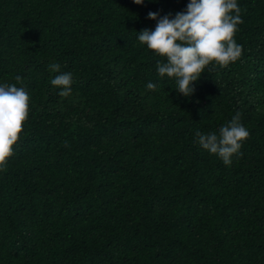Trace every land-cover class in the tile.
<instances>
[{
    "label": "trees",
    "instance_id": "16d2710c",
    "mask_svg": "<svg viewBox=\"0 0 264 264\" xmlns=\"http://www.w3.org/2000/svg\"><path fill=\"white\" fill-rule=\"evenodd\" d=\"M189 3L0 0V85L30 97L0 167V264H264V0H237L241 57L185 97L138 36ZM237 112L250 135L226 166L196 133Z\"/></svg>",
    "mask_w": 264,
    "mask_h": 264
},
{
    "label": "clouds",
    "instance_id": "9594fccd",
    "mask_svg": "<svg viewBox=\"0 0 264 264\" xmlns=\"http://www.w3.org/2000/svg\"><path fill=\"white\" fill-rule=\"evenodd\" d=\"M142 5L144 0H133ZM149 18L157 20L156 13ZM243 23L237 0H190L186 12L177 13L175 18L159 19L154 31L144 30L138 40L149 50L166 59L157 65L160 77L167 76L176 81V89L185 97H190L205 69L212 66L227 67L237 61L243 52L235 41L238 25ZM52 72L60 73V65H49ZM17 83L22 77H15ZM50 83L62 89L61 97L71 95L72 75L61 73ZM149 90L156 84L148 83ZM30 97L15 84L0 85V167L6 166L13 154L28 119ZM250 133L241 123L237 112L230 122L220 127L218 134H202L197 131V142L203 149L218 156L226 166H231L232 157L241 154L242 143Z\"/></svg>",
    "mask_w": 264,
    "mask_h": 264
}]
</instances>
